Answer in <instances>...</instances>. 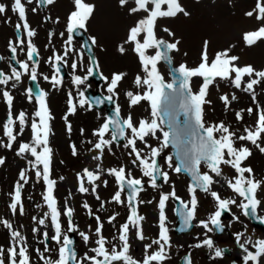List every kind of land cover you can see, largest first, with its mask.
<instances>
[{"label": "snow or ice", "instance_id": "snow-or-ice-1", "mask_svg": "<svg viewBox=\"0 0 264 264\" xmlns=\"http://www.w3.org/2000/svg\"><path fill=\"white\" fill-rule=\"evenodd\" d=\"M121 8H126L129 15H140L134 25L129 28L125 44L132 45V51L136 54L144 76L137 75L133 80L135 88L140 89L138 92L126 91L125 95L128 98L129 107L140 104L141 101H147L151 109V119H141L134 122L131 115L126 118H121V109L117 103L114 109L113 116L105 118L103 123L98 128L93 130L92 135L95 136L96 142L92 144V149L97 154L93 155L92 159L101 161L106 148L110 150V145L119 140H126L125 148L130 149L129 156L133 157L131 163L138 167L143 177L149 179V186L153 189L157 188V178L163 179L165 183L169 180L167 172L163 171L158 164L157 158L161 152L170 145L175 149V158L179 161L178 166L173 168V157L169 155L166 158V163L176 173L185 172L190 175L193 183L189 185L188 191L191 199L188 203L176 195L175 190L169 193L161 192L159 195L158 210H159V233L157 238L152 239L150 243L144 245V257L142 261L135 260L130 254L129 233L135 229V236L138 240H145L146 237L143 231L142 222L145 217L138 212V206L141 203H151L152 201L139 200V194L143 189L142 179L134 178L132 173L126 171L124 166L118 168L107 169V174L114 177L118 190L112 195L111 201L116 204H124L122 193L125 188L128 190L127 206L128 215L124 223L120 224L117 229V236L113 240H118V244L113 243L111 250L106 247L110 241L103 235L104 222L99 215L93 213L90 205L85 202L82 207L88 211L89 216H94L96 220L95 227V247L89 249L92 255L87 252L82 257H78L76 250L73 247V240L70 239L67 233L79 232L80 237L87 245L90 242L91 236L89 233L79 231L78 225L73 221L74 209L68 207L67 201L63 212L58 207V202L54 196L56 181L51 179V163L52 150L49 147V135L51 133L50 121L53 118L47 106L45 91H39L35 97L32 95V90L28 89V99L31 102L33 98L36 103V110L31 120V142H22L19 144L16 154L25 156V154L33 157L29 161L32 168L35 170V175L38 180L43 181L45 192L43 200L48 209L42 218L32 217L33 221L42 227H48L46 221H50V226L54 234L51 239L58 245L57 258L55 260L46 257L44 253L50 252L46 241L49 238L47 231L43 233L44 239L40 243L44 244V251L39 248L35 251L43 264H162L168 258L166 249L170 247L169 229L165 214L166 204L169 199L180 200V207L176 209L178 215L182 218L185 228L190 227V222L195 218L197 209V198L195 192L197 189L209 193L216 202V211L209 217L208 221H201L200 226L208 231L209 224L215 226L218 230H222L223 226L220 222L222 210L228 211L229 205L236 204L234 199H222L217 192L211 191V187L216 181L215 177H223V166H228L236 173L233 179L225 177L227 186L237 196L241 197V202L238 205L244 210V215L251 214L254 218L259 219L264 223V217H257V209L261 205V201L257 198V191L260 189L264 181L257 180L253 170L250 167L243 166L244 162L251 156V150L243 143L240 147H236L237 141L250 142L256 146L261 153H264V146H261L260 141L264 140V107H261L257 102L256 86L264 84V69L257 70L251 64L240 66L237 62L239 57L231 54V48L224 49L215 53L214 57L210 58L208 53V41H204L202 51L200 53V62L196 67H189L185 63H181L178 67L172 69L173 73L178 74L177 78L172 82H165L164 78L158 71L157 65L163 61L168 64L172 63L171 53L179 51V40H165L157 36V22L161 18H174L182 14L189 16L190 13L182 6L180 0H118ZM28 4L33 3V0H27ZM39 3L52 5L55 0H39ZM74 10L67 17V32L69 33L67 44L71 45L72 34L77 29H85L89 19L91 18L95 6L86 3L85 0H73ZM6 6L0 3V14H5ZM11 11L17 14L19 21L22 23L16 24V31L19 32L23 28L27 37L35 36V31L30 28L27 23L26 7L22 0H12ZM33 12L36 8L32 9ZM247 17L254 18L260 22V25L252 31L243 33L242 40L246 46H253L258 41L264 40V0H256L255 8L252 11L245 13ZM169 37H174V33L167 27L162 29ZM63 35V33H61ZM91 44L96 45L95 37H90ZM25 41L18 38L17 43L9 41V50L12 53V58L15 59L17 48L24 45ZM87 47V45H85ZM149 50H155L154 54H149ZM72 51L71 48L65 50L64 56ZM119 51L124 53L126 49L123 45L119 47ZM27 61H33L37 55V49L29 40L27 42ZM187 55V53H185ZM3 57H0L2 60ZM54 74L51 76L50 82L53 87L61 84L58 78L59 68L55 62L64 61V57L55 55L53 58ZM66 63V61H64ZM19 67L23 69V73L17 71L16 68L11 69V74H6L0 71V85H8L10 81H14L12 87L21 81L23 74L29 75L32 81L37 80V64L18 61ZM95 65V70L99 71V64L92 60ZM73 71L78 67L77 62L71 64ZM87 75L83 78L74 75L72 82L76 86L83 85L88 76L93 74V66H88ZM126 73H113L111 77H105L101 74V79L107 83L106 91L109 95L103 99L115 103L114 98L119 94L120 83L124 80ZM193 78H201L202 84L198 92L192 90ZM45 80L49 77L45 76ZM218 81L227 82L232 88L248 93L252 101L256 104V109L252 107L241 109L234 113L237 122L244 120V113L252 116L255 112L256 120L253 127H245L244 134L238 135L236 131L225 124L223 121L214 124L206 125L205 105H211L212 101L207 99L209 88ZM178 82V87L176 86ZM68 98V112L63 117L66 125V130L69 135L72 132V126L68 122V115L74 114L76 104L74 97L70 92ZM80 99L79 106L84 107L88 101L84 98V92L78 93ZM4 103L8 107V116L6 122L3 123V135L7 137V143L0 142V146L11 149L18 135H23L25 127L28 124V117L24 111L19 112L13 118V96L8 90L0 92ZM238 97L233 92L231 94L224 93L219 96V101L223 104L224 110L228 111L234 101ZM100 99L95 101L96 104L101 103ZM89 107H91L89 105ZM19 124V130L15 131L14 126ZM84 130L81 129L83 135ZM160 133L158 136L157 133ZM111 134V139H106L107 134ZM130 133V134H129ZM154 137L159 141V147H152L147 143V137ZM141 142L148 148V153L145 154L142 149L137 147V142ZM89 143H92L89 141ZM72 155L76 156V146H70ZM4 159L0 158V165L4 163ZM206 165L207 172H201V165ZM105 170L101 164L97 163L96 170L92 171L84 168L82 172L77 173V192L80 194L91 193L100 201V196L97 192L99 187L98 181ZM247 174V175H245ZM63 179V177H61ZM19 181H23L20 183ZM19 181L15 186L14 193L11 196L10 210L15 214L17 210L21 215L24 214L22 204L21 190L24 184L28 183L26 170L22 169L19 174ZM107 186V181H103ZM87 185V186H86ZM71 196V193L69 194ZM105 201H100V208L97 211L105 209ZM37 207H40L37 205ZM118 214H113L108 217V223L113 224ZM61 216L67 217V231L64 230ZM234 219H238L234 217ZM0 224L9 230L12 241L11 246L7 249L8 264H31L29 249L26 243V238L21 232L14 230L12 224L8 220H0ZM183 230V229H182ZM33 233H37L39 228H33ZM244 233H237L235 239L239 247L246 253L243 257L244 264H259V258L264 256V239L252 241L251 238L244 240L241 243ZM251 244L255 251H250L246 245ZM153 245L157 246L156 251L150 252ZM207 246L213 249V241L205 239L201 243H197L195 247L199 248ZM4 248L0 247V264H5ZM214 256L221 257L222 250L214 249ZM185 264H191L189 258H185Z\"/></svg>", "mask_w": 264, "mask_h": 264}, {"label": "rangeland", "instance_id": "rangeland-1", "mask_svg": "<svg viewBox=\"0 0 264 264\" xmlns=\"http://www.w3.org/2000/svg\"><path fill=\"white\" fill-rule=\"evenodd\" d=\"M95 4V6L99 5V0H88ZM118 0H111V5L113 7V10L111 14H114L112 16L115 17L114 21H117L121 17L122 19V26L123 28L119 31L113 30V35L110 39L105 38H96V45L93 46L94 49V55L95 60H97V63L99 64V72L105 76V77H111L112 71L119 70L121 73H126V76L124 80L120 83L119 89H121L123 86H125V82L127 80H130L131 78H134V76L140 75L143 76L144 72L141 68V65L139 63V60L136 56V54L132 51V45L125 44V40L127 38V33L130 27L134 25L137 19L140 18V16L143 15L141 13L138 15H129L126 8H121L119 5V2L117 4ZM67 2V1H66ZM182 6L190 13L189 16H184L182 14L178 15L174 18H161L157 22V36L161 37L165 40H179V51L178 52H172L171 57L173 60L174 65H179L181 63L187 64L190 68L196 67L198 63L200 62V53L202 51V47L204 44V41H208V53L209 57H214L215 53L218 51H222L227 48H231V54L238 56L240 59L237 62L240 66L251 64L253 67L258 70L264 69V59L256 61L252 58L247 57L244 53L240 52L238 50L239 48H245L246 50H249L250 48H247L249 46H246L243 43L242 36L243 33L246 31H252L255 30L259 25L260 22L256 21L254 18L247 17L245 15L246 12L252 11L255 8V4L253 3L254 0H180ZM0 3L4 4L6 6V9L9 5L8 0H3ZM256 3V0H255ZM28 12H30V17L34 19L32 21V24L34 28L37 29L36 35H44L46 38H48L46 41H44L42 38L40 41H37L39 43V48L44 50V56L41 57V65L43 69H48L44 66V64L48 61H52L50 58H53L55 55H60L64 57L65 60H68L69 65H71L74 61L77 62L78 67L75 71H73L72 67L69 72V76L72 75H78L83 78L87 72V64H88V58L87 56L80 50L78 40L72 39L71 45L63 43H66L67 37H65L66 33V17L65 12L72 8V0H69L64 5H61V9H59V6L57 5V0H55V3L52 5H47L43 10L38 12V14H34L32 12V6L27 5ZM43 14L48 15V24L41 22L40 18ZM241 17V18H249V20H245L243 23V26L238 28L237 34L234 36V38H228L224 42H218L215 45H212L211 43V37L207 30L205 29H197L196 24H209L213 29L215 30H221L222 21L227 20V18L232 17ZM11 16H8V12L6 11L5 14H0V45L6 46L9 45L10 41V26L11 23H8L10 21H14L15 19L10 18ZM119 17V18H118ZM54 21H60L58 24H52ZM91 24V22H90ZM89 22H87V27H89V32L84 29L85 33L88 37H90L89 33L99 35L97 31H95L93 28H91ZM48 27L50 28V32L48 31ZM60 27V28H59ZM167 27L170 29L171 32L174 33V37H169L167 33L163 32L162 29ZM92 29V30H91ZM112 29V27H110ZM55 30H60L61 34H54L53 32ZM192 31V32H191ZM5 34H8V36H4ZM12 32V30H11ZM191 32L194 34V38L196 40V51L193 54H190L188 52V49H185V46H183V41L185 39L186 33ZM52 33V34H50ZM58 33V31H57ZM44 37V38H45ZM234 43V45L232 44ZM258 46L264 45V40L257 42ZM123 45L126 51L124 53H121L119 51V47ZM71 48L72 51L68 52L67 56H64L65 50ZM108 50L114 51L117 55H125L128 63L126 65L124 64H114L110 62H104L99 60L102 58V55L105 54ZM186 50V51H185ZM155 50H149V54H154ZM187 53V55H185ZM99 54V56H98ZM49 57L48 60H45V58ZM49 65V63H48ZM2 71L3 67L1 65ZM158 71L161 74V76L164 78L165 82L170 81V75L168 72L167 67L165 64L161 61L157 65ZM7 74V73H6ZM49 73H47V76ZM13 82L10 81L8 85H0V92L3 90L13 91L16 88L12 87ZM42 85H48L47 80L44 83H41ZM202 84L201 78H193L192 80V90L194 92L199 91V87ZM62 86L64 88V95L63 93H59L57 91L52 92V96L50 97L51 101L52 98L54 99V104L52 105V121L57 123V119L59 118L60 114L63 112L65 108L64 100H65V92H75L76 94V106L79 105V96L77 95V92L84 91L88 86L93 92H99L103 96L109 95L106 91L107 83L105 80H101L99 83H95L93 80L89 81L88 79L85 80V83L80 86H76L73 84L71 80L68 78L62 80ZM257 88L260 89L262 92V95H259L256 92L257 95V102L262 100L264 102V84L257 85ZM96 90V91H94ZM136 91H140V89H135ZM235 93L238 97L237 101H234L231 105V108L228 111L224 110L223 104L219 101V96L224 93ZM56 93V95L54 94ZM13 116L16 115V113L21 112L25 110L27 114L30 113V110L28 108H25L28 104L26 101L21 100L17 98L16 96H13ZM68 99V98H67ZM66 99V100H67ZM207 99L212 101L211 105H205V116L204 120L206 125L208 124H214L219 123L223 121L225 124L229 125L232 130L236 131L238 135L244 134V128L245 127H252L253 125L250 124L252 116H249L246 112L244 113V120L241 122H237L235 119L234 113L236 111H239L241 109H246L249 107L253 108L254 102L251 99V96L248 93H245L243 91L237 90L232 88L227 82L224 81H218V84H214L210 86L209 88V95ZM115 103L112 104V108L115 109L116 104L118 103L121 109V118H126L125 115H128L127 111L131 108L128 104V99L123 100L121 97L117 96L114 98ZM33 101L35 99L33 98ZM252 102V103H251ZM147 101H141L140 104L137 105V113L134 115H140L148 118L147 120L151 119V116H145V115H151V109L150 105ZM146 105V106H144ZM148 105V106H147ZM88 106V103L85 105V107ZM264 106V105H263ZM91 111L93 110L92 114L95 117V122L93 125H97L99 127L100 124L103 123L104 119L107 118V113L105 108L97 109L94 107H89ZM8 109L7 105L4 103L2 97H0V125L3 124L2 116L3 114L8 113L6 111ZM33 112L34 109L32 110ZM144 113V114H143ZM133 116V114L131 115ZM254 116V114H253ZM77 118V117H76ZM134 122H138L139 119L135 116ZM75 122V128L80 124V118L79 120L73 118ZM76 120V121H75ZM59 123L61 128L62 122L59 119ZM55 128V127H54ZM53 128V129H54ZM61 133L63 136V146L62 147H56V140H51L49 143L50 148L52 150V168H51V177H53L56 181V189L54 191L55 198L58 202V207L60 208L61 212H63V209L65 207V202L67 201L68 207H71L74 209L73 212V221L74 223H78L79 231H87L89 235L91 236L90 242L86 245L83 244V252L87 251L89 246H93V233L91 229L92 221L89 218L88 211L82 207V205L87 202L93 213L95 214H104L107 215V219L110 215L118 214L116 220L118 221H124L126 218V201L124 199V196L122 195V199L125 201L124 204H116L111 201L112 195L117 191L116 182L114 180V177L109 176L107 174V169L109 168H118V165L124 164L127 168H131L130 160L133 159L129 156L130 149L125 148L124 145L126 144V140H123L121 143L115 144L114 142L110 145V150L108 148L105 149L102 160L101 161H95L92 159L93 155H96L97 153L94 151H90L92 149V144L96 142V137L93 135H90L91 137L86 138L85 140H82L81 136H77V131L75 129V135L72 132L70 137H66L64 133ZM130 134V133H129ZM157 135L159 136L160 133L158 132ZM106 139H111V134H107ZM147 143L151 145L152 147H159V141L154 137H147ZM91 141L92 143H89ZM0 142L7 143V137L3 135L2 129H0ZM22 142H31L30 135L25 128L23 135H18L16 142H14L13 147L11 149H8L6 147L0 146V158L4 159V163L0 165V220H6L5 212H8V214H11L10 209L7 210V205L11 203V196L14 193L15 186L17 182L19 181V174L22 169L26 170V175L28 177V183L24 184L22 190H21V197H22V204L24 208V214L25 217L30 220L31 215L35 216L37 214V218H42L44 216V213L48 211L45 202L43 200L42 193H44V186L43 181L38 180L35 175V170L32 168L31 164H29L30 160H33L34 158L31 157L28 154H25V156H18L16 154L19 144ZM72 142V143H71ZM244 144L251 150V156L248 158V160L251 162V164H254L255 168H258V171L254 170L255 176L259 178V180L264 179V161H256L260 157L264 156V153H261L259 149L252 145V148L250 147V142H240L237 141L236 147H240L241 144ZM76 146L77 155H72V149L71 145ZM137 147L139 149H142L145 154L148 153V148L145 147V145L141 142H137ZM170 155V151L168 148H165L161 155L158 157L160 167L163 171L167 172L169 175V180L167 183L164 181L163 184H161V187H157L153 189L149 186V179L147 177H143L142 173H138L135 169L132 170L133 177H143L145 179V186L144 190L139 195V200L142 201H152L151 203H141L139 204V209L141 208L142 211L146 216L150 215L151 209L154 212L153 208V197H159L160 193H169L174 188L176 191L177 196H181L184 201L187 203L190 201L189 197H186V189L189 188L188 183L186 182V178L184 175L179 174L177 175L176 179V186L174 187V184L171 182L173 179V175H171V168L168 167L166 163V158ZM257 162V163H255ZM97 163L101 164L102 169L105 171L103 172L101 176V180L97 183L99 184V187L97 189V192L100 196V201H105V209L102 211H97L100 208V201H98L94 195L91 193L87 194H80L77 192V180H76V174L82 172L84 168H88L89 170L95 171ZM173 164V161H172ZM129 170V169H127ZM201 172H207L204 170V165H201L200 168ZM76 173V174H75ZM223 177H215L214 180L216 183H214L211 187V191H215L218 193L220 197L227 196L228 193L231 192L227 189V187L223 185L222 180L223 178L233 179V172L231 171V168L228 166H223ZM247 175V174H245ZM63 177V179H61ZM3 178V179H2ZM5 179V180H4ZM103 181H107V186L104 185ZM20 183H23V181H19ZM116 184V185H115ZM87 186V185H86ZM115 187V188H114ZM71 193V196L69 194ZM262 195V201L264 199V185L262 184L260 189H258L257 194ZM198 195V210L201 214V216H204V213L212 209L213 207V200L210 198L209 193H197ZM232 196V195H231ZM173 199H169L168 205L166 210L168 211L169 206L171 205ZM39 205L40 207H37ZM262 209L264 210V203L262 202ZM264 213V211H263ZM262 213V214H263ZM200 214L197 215V218H200ZM21 215L19 212L16 214ZM206 216V217H207ZM64 218L65 227L67 228V217L61 216V220ZM152 218L151 220H153ZM31 228H39V231L37 233H33L32 229L27 230L25 232H22V235L26 238L27 246L29 247V250L31 252L32 258H35L34 250L36 246H41L42 243H40L41 240L44 239L43 233L46 231L45 227L39 226L38 224L34 226V221H32ZM48 224V228L50 231V222L46 221ZM64 227V229H65ZM1 230V227H0ZM48 231L49 238L51 237V232ZM113 235L116 236V233L113 232ZM175 246L170 251V258L168 259L167 264H176L175 260V253L177 250H179L181 243H183L182 240H180L177 237H174ZM226 243H230V239L227 241H224ZM117 242L116 244H118ZM9 242H4L1 239V231H0V247L4 248L6 250V247L9 245ZM58 245L51 246L50 249V256L51 259L55 260L57 258L56 252H57ZM202 253H207L205 249L201 251ZM210 253V250H208ZM200 254V250H196V254ZM208 254V253H207ZM225 260V261H224ZM215 259L214 257L205 258L201 257V260L196 261L195 264H226L228 261V258L225 257V259ZM264 264V263H262Z\"/></svg>", "mask_w": 264, "mask_h": 264}, {"label": "bare ground", "instance_id": "bare-ground-1", "mask_svg": "<svg viewBox=\"0 0 264 264\" xmlns=\"http://www.w3.org/2000/svg\"><path fill=\"white\" fill-rule=\"evenodd\" d=\"M69 2V0H58L57 1V5L59 6V9H61V5L66 4L67 2ZM255 4V0L253 2ZM113 10V7L111 5V0H99V5L95 6L94 12L91 16V18L89 19V24L91 26V28H93L95 31L98 32V38H105V39H110L113 35V30H121L123 28L122 26V19L121 17L119 19H117V21H114L115 17L112 16L114 14H111ZM245 20H249V18H241L238 16L232 17V18H227V20L222 21V28L221 30H215L213 29L209 24H196L195 26H197V29H205L207 30L206 32H208L210 34L211 37V44L215 45L218 42H224L225 40H227L228 38H234V36L237 34L238 32V28H240L241 26H243V23ZM110 27H112V29H110ZM92 30V29H91ZM192 32V31H191ZM191 32L186 33L185 35V39L183 41V46H185V49H188V52L190 54H193L196 51V40L194 38V34H192ZM96 35V34H95ZM234 45V43H232ZM250 48L249 50H246L245 48H239L238 50L242 53H244L247 57L252 58L256 61L262 60L264 59V45L263 46H258V44L256 43L255 45L251 46V47H247ZM185 50V51H186ZM102 61L104 62H110V63H114V64H124L126 65L128 63V60L126 58L125 55H117L114 51L112 50H108L105 54L102 55ZM258 70V68H257ZM144 76V75H143ZM136 76H134L135 78ZM134 78H131L130 80H127L125 82V86H123L121 89H119V95L124 99L127 100L128 98L125 95L126 91H134V92H138L136 91L133 85V80ZM256 92L259 95H262V92L260 91L259 88L256 87ZM252 103V102H251ZM259 105L261 107H264V102L262 100L258 101ZM136 106H133L130 108V112L131 114H135V109ZM253 109H256V104H253ZM256 120V115L254 112V116L252 115L250 124L254 125ZM83 129L84 132L83 133H88V132H92L93 130V123H92V118L89 115H86L83 117L82 119V123H81V127L80 130ZM261 146H264V140L260 141ZM264 161V156L260 157L259 159H257L256 161ZM3 179V178H2ZM5 180V179H4ZM10 205V204H9ZM32 216L30 220H28L25 215H14V216H7V220L12 224L13 229L17 230L19 232H24L28 229L31 228L32 226ZM10 237V234L8 233V231L4 228L3 229V233H2V240L7 241Z\"/></svg>", "mask_w": 264, "mask_h": 264}, {"label": "flooded vegetation", "instance_id": "flooded-vegetation-1", "mask_svg": "<svg viewBox=\"0 0 264 264\" xmlns=\"http://www.w3.org/2000/svg\"><path fill=\"white\" fill-rule=\"evenodd\" d=\"M3 0H0V2ZM46 5V3L44 4V6H41V8H44ZM39 6V5H38ZM11 35V34H10ZM4 36H8V34H5L4 32ZM17 37V41L18 38H21L25 41L24 45L20 46L17 48V56L20 58V61L25 62L26 61V48H27V42L29 40H31V42L33 40L37 41V39L43 38L44 35H35L31 38L27 37V35L25 33H19L18 35H16ZM10 50L6 51V54H9ZM62 132L64 133V135L66 134L65 130H62ZM244 212V210H243ZM155 211L153 212V210H151L150 215L146 216L145 215V219L142 222L143 225V231H144V235L146 237L145 240L141 241L136 239V236L130 235L129 234V242L131 244H133L134 246V250L133 253L136 251L137 247L140 246V250L141 253L144 252V245L147 243H150L152 239L157 238V227H156V217L154 215ZM259 213V212H258ZM260 217H264L260 214H258ZM152 218H154L153 220H151ZM246 219V221H245ZM240 220L242 221L243 224H241L240 226H236V231L238 233H244V237L241 240V243L244 242V240L251 238V240L254 242L256 240L259 239H264V223L262 225H257L255 223L252 222V220L246 216V215H242L240 217ZM76 225H78V223L75 222ZM209 228H211V231H208L207 229H205L204 227H196L192 228L191 231L183 233V234H177L175 232V228L171 229V227H169V237H170V243L171 244H175L174 241V237L179 238L180 240L183 241V243H181V246L179 248V250H183V251H179L177 252V256H175V260L176 263L178 262L180 256V260H182V257L184 255H187L188 258L190 259L191 263L192 261L196 262L198 260H201V257H208L207 253H202L201 251L203 250V247H195V245L197 243H195V240H205V239H211L213 241V245L219 247L223 246L224 244V239L228 238V235L232 238V243H234V250H230L227 253V257L228 261L231 262V264H244V255L246 254L237 244L235 236L232 233V230H230L229 226H225L222 230L221 233H217V231L212 227V225H209ZM193 231V233H192ZM82 232H87V231H82ZM216 233V234H215ZM224 234V236H221V234ZM225 233H227L228 235H226ZM107 237H110V232L108 231L106 233ZM133 241V242H132ZM83 244L84 241L82 240V238L79 235V232H76V251L78 254V257H82L83 253H82V249H83ZM131 247V249L133 248ZM246 247H248V249L250 251H253V248L251 246V244L246 245ZM157 250V246L153 245L152 249H150L149 251H156ZM196 250H200V254H196ZM242 252H241V251ZM168 258L166 260H168L170 258V255L167 253ZM166 260L163 262V264H166ZM179 260V262H180Z\"/></svg>", "mask_w": 264, "mask_h": 264}, {"label": "water", "instance_id": "water-1", "mask_svg": "<svg viewBox=\"0 0 264 264\" xmlns=\"http://www.w3.org/2000/svg\"><path fill=\"white\" fill-rule=\"evenodd\" d=\"M167 64H168V63H167ZM168 65H169V68H170L171 76H172V78H173V80H174V79L177 78L178 74L172 72V69H173L174 67H173L171 64H168ZM176 86L178 87V82H177ZM173 153H174V155H175V149H174V148H173ZM177 161H178V160H177ZM178 164H179V161H178Z\"/></svg>", "mask_w": 264, "mask_h": 264}]
</instances>
